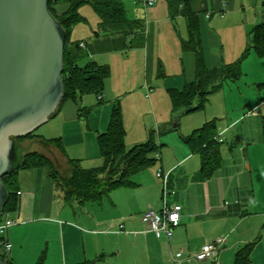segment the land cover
<instances>
[{"label": "crops", "instance_id": "crops-1", "mask_svg": "<svg viewBox=\"0 0 264 264\" xmlns=\"http://www.w3.org/2000/svg\"><path fill=\"white\" fill-rule=\"evenodd\" d=\"M140 5L139 18L126 10L128 18L142 23L128 39L134 45L82 61L109 66L100 96L66 100L37 134L61 137L68 157H85L88 148L97 149L96 135L105 130L117 102L125 146L144 142L153 130L158 158L132 174L131 185L84 203H65L46 169H20L18 207L9 211L17 223L6 232L13 264H34L42 253L44 264H233L236 251L248 242H253L248 264H264V57L250 48L240 63L241 76L224 81L202 109L173 112L168 89H181L195 78V54L181 46L186 18L171 16L166 0ZM190 6L199 19L207 67L237 60L252 27L264 22V0H190ZM206 123L213 124L219 156L204 169L200 154L182 137ZM43 150L61 170L66 167L59 151ZM70 150L82 153L70 155ZM159 168L167 174L165 186L156 176ZM163 198L182 207L169 240L145 231L141 221L148 208L161 209ZM220 236L225 243L218 263L193 257Z\"/></svg>", "mask_w": 264, "mask_h": 264}, {"label": "trees", "instance_id": "trees-1", "mask_svg": "<svg viewBox=\"0 0 264 264\" xmlns=\"http://www.w3.org/2000/svg\"><path fill=\"white\" fill-rule=\"evenodd\" d=\"M166 2L171 16L181 14L186 18L187 38L182 40L181 46L183 50L192 51L195 54L194 80L186 82L181 89H168L172 111L182 110L188 113L202 109L208 95L217 90L224 81L236 80L241 76L240 63L247 56L250 48H253L258 56L264 57V22L252 27L247 47L237 60L216 67H207L201 45L199 19L191 9L190 0H166ZM83 5L92 7L99 18L100 28V31H93L94 36L91 42L83 41L85 47L79 45L81 41L70 39L72 27L79 22H85V17L79 13V8ZM49 9L66 31L62 73L64 96L60 106L66 100L76 102L85 94L100 96L104 81L110 72L109 66L93 59H88L83 63L82 61L95 53L124 50L134 45L136 41L132 38L128 39L142 29L140 19L127 17L122 0H49ZM209 126L213 127V124L206 123L194 129L191 134L182 137L191 150L200 154L204 169L207 163L210 162L213 165L217 162L219 156L216 148L217 142L211 135ZM154 134L151 130L147 140L126 147L121 109L120 105L115 102L112 105L105 130L96 135L97 149L102 160L99 166L86 168L81 165L79 159L68 157L61 137L45 138L35 133L34 130L16 138L17 142L26 149L22 152L18 167L2 177L8 190L4 210L12 211L18 207V195L16 194L18 171L38 167L46 169L55 187L61 192L65 203L100 201L112 190L131 185L132 174L156 162L155 154L160 144ZM26 140H28L27 144L24 143ZM33 142L47 150L54 148L66 157L64 170L60 171L48 154L28 147ZM252 249L253 242H248L239 248L233 264H248ZM0 256L8 264H13L5 254L0 253ZM34 264H44V253ZM77 264H90V262Z\"/></svg>", "mask_w": 264, "mask_h": 264}, {"label": "water", "instance_id": "water-1", "mask_svg": "<svg viewBox=\"0 0 264 264\" xmlns=\"http://www.w3.org/2000/svg\"><path fill=\"white\" fill-rule=\"evenodd\" d=\"M65 37L49 0H0V214L8 198L2 177L26 149L16 138L52 118L62 102ZM0 264L8 263L0 256Z\"/></svg>", "mask_w": 264, "mask_h": 264}, {"label": "built area", "instance_id": "built-area-1", "mask_svg": "<svg viewBox=\"0 0 264 264\" xmlns=\"http://www.w3.org/2000/svg\"><path fill=\"white\" fill-rule=\"evenodd\" d=\"M144 5H150L155 0H140ZM81 47H85L83 41L79 43ZM158 158V154H155ZM156 176L161 179L163 186H165L167 174L159 168L156 171ZM17 194H20L18 191ZM181 210L180 204L169 205L165 198H163V204L160 210H155L153 208H148L141 214V221L146 227L145 231L153 232L157 238H163L169 240L174 232V229L179 225L181 220ZM17 221L10 217V212L7 210H2L0 214V253L7 256L8 251L11 248V243L6 237V232L9 227L16 224ZM122 228V224L119 225ZM225 243V237H217L213 241L204 244L199 251L194 254L196 260H211L214 263H218L219 255L222 246Z\"/></svg>", "mask_w": 264, "mask_h": 264}, {"label": "rangeland", "instance_id": "rangeland-1", "mask_svg": "<svg viewBox=\"0 0 264 264\" xmlns=\"http://www.w3.org/2000/svg\"><path fill=\"white\" fill-rule=\"evenodd\" d=\"M124 6H125V10H127V13H130L132 15H137L139 18V15L141 14L142 11V7L140 5V0H124L123 1ZM62 9V8H61ZM79 13L85 17V22H79L76 25H74L72 27V31H71V35H70V39L72 41L78 40L77 37H83L86 39H93V31H100L99 26H98V22H99V18L96 15V13L94 12V10L92 9V7L90 5H83L79 8ZM130 19H137V17H133ZM103 35V34H102ZM100 38V37H99ZM91 42V41H90ZM86 96H92L93 95H86ZM49 124V123H47ZM43 125L41 127H38L35 130V133H39V132H43L44 128H47V126L49 125ZM51 131H54L53 129ZM59 130L57 129L55 132H58ZM28 140H26L24 143H27ZM97 148V147H96ZM32 150H39L41 152H44L45 154H48L50 157L53 158V156L47 152H45L43 150V148L41 146H39L38 144L36 145H32L31 146ZM72 149H74V147H72ZM70 155H74V154H79L81 155L82 151L78 150L77 152H72V150L69 151ZM86 156L85 157H71V158H76V159H81L82 160V165L86 168L89 167H96L99 166L102 162L100 156L98 155V150L95 148H88L87 151H85ZM54 161V159H53ZM55 165L57 166L56 162L54 161ZM58 167V166H57ZM58 169L60 171H63L60 169V166L58 167ZM104 202H106V200L104 199Z\"/></svg>", "mask_w": 264, "mask_h": 264}]
</instances>
